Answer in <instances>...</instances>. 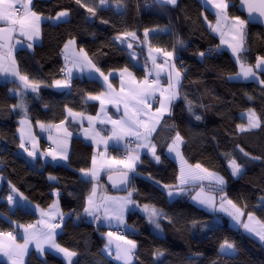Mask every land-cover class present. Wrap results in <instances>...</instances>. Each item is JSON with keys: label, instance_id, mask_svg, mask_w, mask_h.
I'll return each mask as SVG.
<instances>
[{"label": "trees", "instance_id": "obj_1", "mask_svg": "<svg viewBox=\"0 0 264 264\" xmlns=\"http://www.w3.org/2000/svg\"><path fill=\"white\" fill-rule=\"evenodd\" d=\"M82 3L95 6L99 0H82ZM124 3L127 7L122 14H117L114 7L103 10L98 7L97 15L90 17L75 0H33V10L42 15H54L64 9H68L71 15L69 23H52L44 19L40 25L41 40L34 43L32 49L20 47L14 52L20 71L42 82L39 97L32 93L27 96V118L32 123H57L66 117L65 106L84 113L96 111L97 102L88 101L85 97L103 89L99 82L83 76L73 79L70 90H59L52 86L53 80L62 77L61 49L68 39L74 37L76 45L83 47L104 73L128 67L140 78L144 75L142 67L149 65L147 46L138 41H129L133 43V48L128 49L127 45L113 43L112 37L125 31H135L143 40L145 27L169 26L174 35L162 34L150 38L152 46L172 50L176 34L188 43L185 50H178L180 59L176 61V64L183 61L181 71L187 70L181 95L187 93L197 106L196 114L202 120L196 121L186 111L183 99H178L172 108L171 117L167 118L168 114H165V127L159 129L153 141L158 146L157 154L161 155V162H154L149 154H141V161L136 168L140 175L129 184L137 190L133 199L139 206L130 207L125 216L129 232L126 237H131L138 244L135 264H264V245L252 235L231 226L226 215H222L220 225L212 231L202 230L199 226L193 228V220L211 222L214 217L193 203L189 195L170 202L165 190H162L163 185L176 184L177 164L173 158L165 155L167 143L175 135L174 131H168L167 126L175 124L186 140L181 149L184 159L188 163H200L221 173L227 182L224 189L227 197L242 208L247 204L245 212L252 211L264 220V212L254 207L260 204L259 198L264 196V127L245 134H238L236 128L239 123L246 122L241 113L248 109L255 110L264 121V86L254 81H229L227 76L237 72V64L226 49L201 63L196 54L209 47L215 48L219 42L203 20L204 15L207 21L213 22L215 16L200 0H178L179 7L163 9L155 5L153 0H148L147 6L146 0H124ZM230 3L236 4V0H230ZM229 15L239 16L236 6L229 9ZM247 32L246 46L251 50L246 56L248 62L253 64L256 56L264 55V34L256 24H248ZM131 53L135 54L138 63L132 59ZM177 66L180 68L179 64ZM112 81L116 84V78H112ZM19 87L17 83L0 81V160L3 161L0 163V176L4 181L0 188V231L12 230L15 224L33 222L37 216L29 208H11L8 205L4 200L8 194L5 182L10 181L28 200L41 207L49 205L54 197L53 192L58 189L61 211L73 213L71 219L62 223L58 242L77 251L78 256L74 259L78 264H119L102 251L104 228H97L82 215L85 195L90 191L92 182L81 177L79 170L89 166L91 145L74 135L69 144L67 163H26L28 159L18 149L16 130L17 118L24 114L18 110L9 111L17 103L9 90ZM237 145L262 160H246ZM224 153L235 155L241 164L246 165L243 177L231 176ZM149 174L152 179L147 178ZM49 175L56 177V180H49ZM107 189L113 191L111 187ZM145 204L163 209L172 218V223L162 222V233H155L153 226L148 223L143 211ZM76 214L80 215L79 220ZM225 240L235 242L238 249L235 257L218 255L219 245ZM156 248L166 250L159 260H154L152 256ZM0 264L7 263L0 260ZM24 264L66 263L50 250L43 256L32 250L26 255Z\"/></svg>", "mask_w": 264, "mask_h": 264}, {"label": "snow or ice", "instance_id": "obj_2", "mask_svg": "<svg viewBox=\"0 0 264 264\" xmlns=\"http://www.w3.org/2000/svg\"><path fill=\"white\" fill-rule=\"evenodd\" d=\"M75 3L86 9L90 17L97 15L98 7L102 10L107 7H114L117 14H122L127 7L124 0H112L111 5H109V0H99V4L95 6L84 4L82 0H75ZM153 3L159 5L162 9L169 6L173 8L179 7L178 0H153ZM202 3L205 7L211 6L214 12L215 24L209 21L207 26L213 33L220 35L221 44L215 48L209 47L205 51H199L196 55L201 63L206 59L219 55L222 52L221 45L227 44L239 67V71L234 75H228L227 79L229 81H254L264 86V56H256L254 65L248 62L246 56L251 50L246 46L248 24H264V0H240L241 10L246 11L247 20L242 19L240 16L229 15V9L236 6L234 3H230V0H202ZM147 4L148 0H146V6ZM33 8V0H0V23L5 25L0 27V76L5 78V83H17L20 85L19 88L9 90L17 99V103L12 105L9 111L19 109L24 114L25 118L20 120L21 127L18 129L20 133L19 148L28 157L32 158V161H36L39 157L36 150V136L33 132L32 121L27 118V96L32 93L39 97L42 82L20 71L14 50L21 41L16 40V45L12 41L18 34L27 40V49H32L34 43L41 40L40 25L43 19H50L57 23H69L71 14L68 9H64L57 12L55 17H43L41 13L34 11ZM203 18L205 21L208 19L207 16ZM103 23L107 24L108 21H103ZM162 34L174 35L169 26H155L143 29V40H140L135 31H125L112 37L113 43L118 42V46L126 44L128 49L133 48V43L129 41H138L141 45H146L148 47L147 60L151 61V68L147 64L142 67V71L145 73L143 79H137L128 67L121 69V87L119 92L109 82L111 73L105 75L83 47L77 49L74 37L64 44L62 53L65 65L60 70L64 78L53 80L52 85L61 90H70L73 79L87 75L90 81L99 82L105 88V91L99 94L92 95L89 93L85 97L88 101H99L101 106L96 117L87 116L92 132L90 133L86 129L85 136L91 134L93 143L97 146L103 145L105 149L108 147L109 140L119 142L126 140V138H134L133 142L135 143L134 148L130 143L124 144L127 155L123 159L108 158L105 153H99L100 159L98 160L97 155L94 154L92 167L79 170L84 178L90 181H97L102 169L110 172L115 169L117 175L115 177L110 175L109 180H112L114 187L117 184L123 185L121 190L126 191L124 196L100 197L97 193V185L94 183L83 208V214L87 217L98 220L100 213L103 212L106 219H115L119 225L124 223L125 213L129 211L130 206L133 208L139 206L133 199V195L137 194V190L129 188L128 185L132 183L134 177L140 175V173L136 172V168L141 161L142 150H144L145 154H150L154 162H161V155L157 154L158 146L153 141L156 135L159 134V129L165 127V114H168L167 118L171 117L172 108L178 99H183L186 111L196 121L202 120V117L196 114L195 109L197 106L189 99L187 93H184L183 96L181 95L183 79L187 75V70L181 71L183 61H180V68L177 67L176 61L180 59L178 50H185L188 47V43L176 34L171 51L153 47L150 38L159 37ZM158 56L162 57L163 63L157 62ZM165 77L166 86L161 83ZM262 91H264V87H262ZM248 99L251 100L252 97H248ZM154 103H158L159 106L153 111ZM106 104H112L118 110L120 105L123 104V116L120 119H112L104 111ZM200 107H203V105ZM65 108L68 116L73 121L79 119L81 124L83 123V113H76L71 108H67V106ZM246 115L247 124L236 126L238 134H245L264 127V121L256 114L255 110L249 109ZM101 117H104V119H100ZM96 120H99L101 124L105 122L111 124V133L107 138L95 131L93 125ZM64 124L65 120H61L58 124L36 121V125L41 131L50 133L48 139L52 141V146L46 152L39 153V156L51 157L53 162L58 160L67 161L69 159L67 155V138L71 136V133L67 131ZM53 129L57 133H63V137H53L51 135ZM167 129L169 132L174 131L175 135L170 138L171 142L167 143L165 155L174 156L180 165L179 174L176 177L177 183L175 185H163L162 190H166L169 201L172 202L184 195L191 196V193L199 187L200 191L196 192L195 196H191V199L202 210L212 215L214 219L211 222L193 220L191 222L193 228L199 226L202 230L212 231L220 225L223 214L238 229L242 228L244 232L264 243V220L257 217L252 211L245 212L248 207L247 204L242 208L235 201L228 199L227 194L224 192L227 182L218 172L210 170L200 163L189 165L184 159L181 150L186 143L185 138L176 129L175 124L168 125ZM237 148L242 156L250 162L262 160L261 157L253 156L246 152L239 145H237ZM223 155L228 159L231 176L235 178L243 177L247 170L246 165L241 164L235 155L231 153H224ZM2 162L0 160V163ZM28 162L26 161V163ZM147 178L152 179L150 174ZM49 180H56V177L49 175ZM153 182L159 184L158 181ZM9 188L10 194L7 197L9 205L14 207L29 206L27 198L22 193H19V189L12 185L10 181ZM205 188L209 191H205ZM215 193L221 194L219 202H217ZM56 195L59 197L58 189L56 190ZM259 200L260 204L254 207L258 211L264 212V196H261ZM36 208L39 209V206L37 205ZM143 211L148 223L153 226L155 233L163 232L162 222H173L167 212L157 208L155 205L145 204L143 205ZM72 215L73 213H69L66 217L65 213L60 210L57 199L49 205L47 210H40L41 219L35 224L16 225L18 229L22 230L21 239L23 243H18L17 236L13 235L11 231L0 232V254L7 258L9 264H24V257L28 253L29 245H34L35 250L41 256L45 252L52 250L61 255L67 264H78L77 260L74 259L78 256L77 251L63 246L57 239L62 232V223H66L68 219L72 218ZM76 216L77 220H79L80 215L76 214ZM245 216L247 219H244ZM57 220L60 223L56 222ZM10 223L12 222L10 221ZM108 235L111 237L113 234L109 233ZM120 239L124 242L116 245L115 260L119 264H135L136 253L139 250L137 242L124 237H120ZM105 250L111 256V241L105 245ZM165 251V249L156 248L152 252L154 260H159L163 257ZM237 253L238 249L235 242L225 240L219 245L218 255L235 257Z\"/></svg>", "mask_w": 264, "mask_h": 264}, {"label": "crops", "instance_id": "obj_3", "mask_svg": "<svg viewBox=\"0 0 264 264\" xmlns=\"http://www.w3.org/2000/svg\"><path fill=\"white\" fill-rule=\"evenodd\" d=\"M200 2L202 3V0H200ZM202 5H203V3H202ZM205 8L207 10H209L211 13L214 14L211 6H208V7H205ZM55 15H56V13L54 15H47V16L42 15V16L43 17H55ZM203 17H204V15H203ZM47 20H49L50 22L54 23V21H52L50 19H47ZM203 20H204V18H203ZM204 22L207 25L209 21L207 22V21L204 20ZM4 26H5L4 24L0 23V27H4ZM210 31L212 32L211 29H210ZM213 34L217 36L216 33H213ZM16 39H18V40L21 41V43H20L21 45H16ZM218 42H219L218 45H220V39L219 38H218ZM12 43L14 45H16V47H15V50H16L17 48H20V47H26V45H27L28 42H27V40L24 37H21V36H19L17 34L14 37ZM75 46H76L77 49L80 48L77 45H75ZM63 47H64V45H63ZM63 47H62V49H63ZM160 48L167 49L165 47H160ZM62 49H61V57L64 60V56H63V53H62ZM15 50H14V52H15ZM167 50H169V49H167ZM169 51H171V50H169ZM147 56H148V47L146 48V57ZM131 57H132V59L134 61H136L138 63L137 58H136V56H135L134 53H131ZM148 62H149L148 67L151 68V61L148 60ZM157 62L158 63H163L162 57H159L158 56ZM64 65H65V61H64L63 67H64ZM121 69H123V68H120V69H112V70H109V71H107L105 73V75H109V73H111V75H109V82L112 84L113 88L117 92H119L120 87H121V77H120V70ZM84 76L87 77V75H84ZM62 77H64V76H62ZM143 77H144V75L141 76L140 78L139 77H136V78L137 79H143ZM112 78H116V84L112 81ZM3 80H5V78L3 76H0V81H3ZM161 83L166 86V83H167L166 77L164 79H162ZM52 86H53V88L58 89L54 85H52ZM11 89H14V88H11ZM59 90H61V89H59ZM103 91H105V88L104 87H103V89L100 92L95 93V94H92V95L99 94V93H101ZM11 94H13V93H11ZM96 102H97V109H96V111L94 113H84V112H79V111H76V110H73L72 109L76 113H83L84 114V120H83V123L82 124L79 121V119H77L76 121H73L71 119V117L68 116L67 111H65V113H66V117H68V118L67 119H63V120H65L64 127L67 128V131L71 133V136L67 138V155L69 153V144H70L71 138L74 135L78 136L85 143L90 144L91 147H92V154H91V158H90V163H89V166L87 168H91L92 167V157H93L94 154L97 155L98 160L100 159L99 153H105L108 158L115 157L117 159H123L127 155V153L125 154V156L122 155V152H126L125 147H124L125 140L124 141H119V142L114 141V140H109L108 147H107V149H105V147L103 145L97 146L95 143H93L91 134L88 135V136H85V130L86 129L89 130L90 133L92 132V129L89 127V124H88V121H87V116L96 117L97 113L100 111V108H101L99 101H96ZM158 106H159L158 103H154L153 104V111ZM17 110L20 112L19 109H17ZM104 111L112 119H120L123 116V114H124L123 104L120 105L119 110L116 108V106H114L112 104H106L105 105V108H104ZM24 118H25L24 115L17 118V129L16 130H17V137H18V139H19V136H20V133L18 132V129L21 127L20 120H22ZM100 119H104V117H101ZM45 123H48V122H45ZM58 123L59 122H57V123H51V124H58ZM71 126H73V128H71ZM32 127H33L34 135L36 136V150H37V153H38V157L39 158L36 161H32V158L28 157L27 154L22 149H20L18 147L19 151H21L26 156V158L28 159V161L31 164H37V163L44 164L46 162H53L52 159H51V157L39 156V153L46 152L52 146V141L48 139L50 133L45 132V131H41L40 128L38 127V125H36V122L35 123H32ZM93 127H94V129H95L96 132H99L100 135L103 136V137H105V138H107L110 135V133H111V124H109L107 122L101 124L99 120H96V121H94ZM51 135L53 137H57V136L63 137V133H57V131L55 129L52 130ZM19 143H20V139H19ZM117 144H118V146H117ZM29 147H30V145H29ZM132 147L133 148L135 147V143L132 145ZM166 152H167V148H166ZM142 153H145L144 150L141 151V154ZM174 160H176V159L174 158ZM56 162H59V163H67V161H64V160H58ZM53 163H55V162H53ZM177 165H178V163H177ZM226 167H227L228 171L230 172V169L228 167V161L226 163ZM87 168H85V169H87ZM115 174H117V171L115 169L113 171H111V172L102 169L100 171V173H99L98 180L97 181H91L92 182L91 183L92 186H91L90 191L85 195L84 205H85V201H86L87 196L92 191V188H93V184L94 183L97 185V193H98V196H100V197H103V196H124V195H126V191H123V190H121V191H119V190H117V191L116 190L111 191V190H108L107 189V187H111V183L113 184L112 180H109V176L111 175V176L115 177L114 176ZM79 175L81 177H83V175H82V173L80 171H79ZM177 176H178V171H177ZM3 183H4V181H3L2 177L0 176V188L3 185ZM176 183H177V180H176ZM5 184H6L7 188H8V194L5 197V199L4 198L3 199L7 201V197L10 194V188H9V183L5 182ZM128 187L131 188L130 186H128ZM165 192H166V190H165ZM19 193H21V192L19 191ZM53 194H54V197H53L52 201L49 203V205H51L54 201H56L58 199V197L56 195V191H54ZM166 195H167V192H166ZM167 198H168V196H167ZM27 201L29 202V206L28 207H25V208H29V209L33 210L36 213L37 216H36V219L33 222H30V223H22L21 225L35 224L37 221H39L41 219L40 210H47L48 207H49V205H47L46 207H41V206L38 205L39 206V209H37L36 208V206H37L36 203H33L30 200H28V199H27ZM58 202H59V200H58ZM84 205H83V208H84ZM9 206L11 208L14 207L12 205H9ZM59 208H60V204H59ZM60 210H61V208H60ZM126 214H127V212L125 213V216H126ZM65 215L67 217V213ZM82 215H83V217H84L85 220L93 223L97 228H104L103 229L104 231L102 232L103 237H104V243L102 245V251H103V253L106 256H109L107 250H105V245L108 244L109 241H111L112 254L109 257H111V258H113L115 260V247H116L117 244H123L124 241L120 239L121 236H119L118 234H116L114 231H111V228H114V227H122L125 230H127V225L125 224V216H124V223L118 225V223H117V221L115 219H111V220L106 219L105 216H104V214H103V212L100 213V218L98 220L93 219L92 217L85 216L83 214V209H82ZM16 225L17 224L14 225V228L12 230H6V231H0V232H10L11 231L13 233V235L17 236V242L18 243H23V240L21 239L22 230L21 229H18L16 227ZM109 233H112L113 235L111 237H109V235H108ZM126 239H128V237H126ZM32 250L36 254L40 255L35 250L34 245H29L28 253L30 251H32ZM50 251H52V250H50ZM52 252H54V251H52ZM25 257H24V259H25ZM0 260L1 261H5L7 264H9L7 258L5 256H3L2 254H0ZM116 262H118V261H116Z\"/></svg>", "mask_w": 264, "mask_h": 264}, {"label": "rangeland", "instance_id": "obj_4", "mask_svg": "<svg viewBox=\"0 0 264 264\" xmlns=\"http://www.w3.org/2000/svg\"><path fill=\"white\" fill-rule=\"evenodd\" d=\"M109 4H112V2H109ZM231 16V15H230ZM238 16V15H237ZM240 16V15H239ZM241 17V16H240ZM242 18V17H241ZM243 19V18H242ZM208 22V21H207ZM213 24H215V20L212 22ZM217 34V36H218V38L220 39V44H221V38H220V35L218 34V33H216ZM16 40H18V39H16ZM38 43V42H37ZM19 45H21V44H19ZM25 45V44H24ZM221 48H223V49H226V50H228L229 52H230V54H231V50L228 48V46H227V44H224V45H221ZM231 57L234 59V61H235V58L232 56V54H231ZM239 71V67H238V65H237V72ZM236 72V73H237ZM235 74V73H234ZM233 74V75H234ZM64 77H61V78H59V79H63ZM249 110V109H248ZM248 110H245V111H243L241 114H242V116L243 117H245L246 118V122H242V123H239L238 125H240V124H247V111ZM169 157H171V158H173L174 156H169ZM174 159V158H173ZM175 162H176V164L178 163L176 160H175ZM188 163V162H187ZM189 165H195L196 163H188ZM177 168H178V174H179V168H180V165H179V163H178V165H177ZM217 172V171H216ZM219 173V172H218ZM220 175H222L221 173H219ZM223 176V175H222ZM224 177V176H223ZM233 177V176H232ZM198 191H200V189H199V187H197L196 188V190L195 191H193L192 193H191V196H195L196 195V192H198ZM205 191H209L207 188H205ZM215 195H216V199H217V202H219V200H220V193H215ZM191 196H190V200L192 201V199H191ZM169 199V198H168ZM228 199H230V198H228ZM193 202V201H192ZM194 203V202H193ZM196 204V203H195ZM238 204V203H237ZM197 205V204H196ZM239 205V204H238ZM240 206V205H239ZM248 212V211H247ZM223 215V214H222ZM228 218V217H227ZM244 219H247V217L245 216L244 217ZM228 223L231 225V226H234V227H236L235 225H233V224H231V222H230V219L228 218ZM241 231H243L244 232V230L242 229V228H239ZM59 231V230H58ZM116 234H118L119 236H121V237H124V238H126V236H123L122 234H120V233H118V232H115ZM244 233H246V232H244ZM248 234V233H247ZM250 235V234H249ZM254 237V236H253ZM257 239V238H256ZM128 240H134V239H132L131 237H128ZM258 240V239H257ZM259 241V240H258ZM262 243V242H261ZM262 245H264V243H262ZM56 254V253H55ZM58 256H60L62 259H63V257L61 256V255H59V254H57ZM63 261L67 264V262L63 259Z\"/></svg>", "mask_w": 264, "mask_h": 264}, {"label": "water", "instance_id": "obj_5", "mask_svg": "<svg viewBox=\"0 0 264 264\" xmlns=\"http://www.w3.org/2000/svg\"><path fill=\"white\" fill-rule=\"evenodd\" d=\"M235 5H236V9H237L239 15L240 16H243V18L247 20L248 19V16H247L246 11L241 10L240 0H236V4ZM249 24H256V25L260 26L261 29H262V31H263V34H264V24H261V23H249ZM254 64H255V62L253 63V65ZM116 175L117 174H115L114 176H116ZM111 187H112L113 190H116V191L119 190V191H121V189L123 188V185L118 184V185H116L114 187L113 184L111 183Z\"/></svg>", "mask_w": 264, "mask_h": 264}, {"label": "built area", "instance_id": "obj_6", "mask_svg": "<svg viewBox=\"0 0 264 264\" xmlns=\"http://www.w3.org/2000/svg\"><path fill=\"white\" fill-rule=\"evenodd\" d=\"M207 50V49H206ZM63 64H64V60H63ZM177 64H179L180 65V61L179 62H177ZM63 68V67H62ZM60 74L63 76V73H61V71H60ZM134 139L133 138H127L126 140H125V143H130L131 145H133L134 144ZM125 154H126V152H122V155L123 156H125ZM56 222H60L59 220H57ZM111 231H114V232H118V233H120V234H122L123 236H127V234H129V232L127 231V230H125L124 228H122V227H114V228H111Z\"/></svg>", "mask_w": 264, "mask_h": 264}]
</instances>
